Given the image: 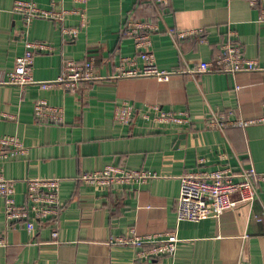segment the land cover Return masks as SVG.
Instances as JSON below:
<instances>
[{
    "label": "crops",
    "instance_id": "crops-1",
    "mask_svg": "<svg viewBox=\"0 0 264 264\" xmlns=\"http://www.w3.org/2000/svg\"><path fill=\"white\" fill-rule=\"evenodd\" d=\"M26 1L45 9L79 8L76 0ZM14 2L0 0V136L19 138L27 152L0 158V169L15 183L18 204L27 202L29 180H60L63 210L55 242L49 222L36 221L33 232L14 228L0 196V236L6 240L0 264H264V183L252 206L240 204L218 218L179 223L176 211L187 170L229 166L237 181L250 166L264 174V123L224 130L207 126L220 114L264 118V72H186L214 60L230 32L237 34L248 58L264 63V24L258 22V11L245 0H168L163 11L140 8L139 0H89L87 28L69 42L62 26H77L78 16L69 15L64 24L43 19L27 24L13 12ZM132 15L157 26L152 50L161 69L176 72L169 81L116 77L122 58L136 56L134 40L122 35ZM173 28H203L206 41L199 36L175 40L169 34ZM29 40L54 48L35 57V80H56L65 60L83 62L89 55L96 58L98 78L82 83L75 93L7 84ZM38 99L63 108L64 123H39L34 117ZM126 101L138 111L129 126L114 121L116 106ZM152 106L185 112L192 125L145 118ZM109 164L157 172L159 177L137 192L125 186L115 193L93 192L80 181L83 172ZM131 228L138 235L176 231L181 244L174 257L139 261L137 248L113 243L115 237H129Z\"/></svg>",
    "mask_w": 264,
    "mask_h": 264
},
{
    "label": "built area",
    "instance_id": "built-area-1",
    "mask_svg": "<svg viewBox=\"0 0 264 264\" xmlns=\"http://www.w3.org/2000/svg\"><path fill=\"white\" fill-rule=\"evenodd\" d=\"M258 11V22L264 24V0H245ZM79 8L45 9L32 1L15 0L13 12L29 24L35 19L49 20L64 24L69 15L79 17L77 26H62V34L69 42L76 41L82 30L87 28L89 0H76ZM144 8L156 7L163 10L168 0H139ZM157 26L147 20L132 18L123 27L122 35L132 38L135 42L136 56L122 58L118 78L152 77L160 82H167L176 72L161 69L156 62L152 50L153 36ZM169 34L175 40H185L188 37L199 36L202 42L206 41V30L170 29ZM54 48L46 43L29 40L26 42L25 52L16 60L14 69L8 74L7 84L27 88L39 86L41 90L65 89L77 92L84 82L96 80V58L89 55L83 62L67 59L59 78L52 81H37L33 76V65L37 55L50 54ZM141 61V65L138 64ZM195 73H238L264 72V63L258 59L248 58L238 41L237 34L230 32L228 39L221 45V53L210 62H201L195 69L186 71ZM153 114V116H152ZM138 115L136 107L129 102L117 105L114 112V121L129 126ZM12 119V116L5 115ZM34 117L44 125H61L64 123V110L51 105L47 100L38 99L34 104ZM144 117L156 123L185 126L192 125L190 117L185 112H171L160 106H152ZM264 118L259 119H232L228 115L220 114L207 121L208 128L224 130L226 127H248L263 124ZM27 152L24 143L15 136H0V158L8 160L24 155ZM241 180H236V174L229 166H219L215 170L185 171L181 176L180 194L177 201V221L198 223L208 218H218L229 210L236 209L240 204L250 206L258 198L259 184L264 183V174H260L253 166L243 168ZM159 177L157 172L145 169H130L117 164H109L101 170L83 172L80 181L93 192L115 193L122 186L137 192L142 186L154 178ZM15 183L9 180L3 169H0V196L6 203V217L14 228L22 227L29 232L35 230L36 221L49 222L52 229V238L58 242L57 228L63 207L61 205V181L58 179L35 178L27 182V202H16ZM129 237H115L113 243L124 246H133L138 249L137 259L150 262L163 257H174L181 244L176 231L161 234L138 235L134 228L129 231ZM6 245V240L0 236V247Z\"/></svg>",
    "mask_w": 264,
    "mask_h": 264
},
{
    "label": "trees",
    "instance_id": "trees-1",
    "mask_svg": "<svg viewBox=\"0 0 264 264\" xmlns=\"http://www.w3.org/2000/svg\"><path fill=\"white\" fill-rule=\"evenodd\" d=\"M138 7L143 8V5L141 3H138ZM132 18L139 19V17L136 15H132Z\"/></svg>",
    "mask_w": 264,
    "mask_h": 264
}]
</instances>
